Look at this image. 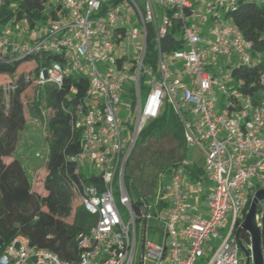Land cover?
<instances>
[{"label":"built area","instance_id":"built-area-1","mask_svg":"<svg viewBox=\"0 0 264 264\" xmlns=\"http://www.w3.org/2000/svg\"><path fill=\"white\" fill-rule=\"evenodd\" d=\"M237 2L42 0L33 23L14 16L0 28V62L57 56L41 61L39 86L89 81L68 109L81 142L69 160L84 174L75 188L94 218L78 237L75 262L18 234L0 264H255L253 236L242 224L264 189V50L256 52L229 15ZM173 29L175 40L166 41ZM149 34L155 58L147 56ZM256 66L253 79L242 76ZM168 105L182 122L186 152L198 148L205 164L185 153L133 186L132 152ZM255 216L264 264V198Z\"/></svg>","mask_w":264,"mask_h":264},{"label":"trees","instance_id":"trees-1","mask_svg":"<svg viewBox=\"0 0 264 264\" xmlns=\"http://www.w3.org/2000/svg\"><path fill=\"white\" fill-rule=\"evenodd\" d=\"M13 5L15 8H12ZM41 6L42 0H19L15 3L11 0L6 1L0 7V28L14 16L17 18L27 16L33 23L40 13ZM229 15L244 36L253 42L255 51H263L264 0H238ZM173 33L174 29L167 34L166 41L175 40ZM176 43L179 47V42ZM165 47L170 48L168 45ZM155 55V42L153 36L149 34L147 56L155 58ZM56 58V55L42 57L35 54L9 62H0V75L17 76L16 82L11 83L9 87L0 85V255L18 234H23L29 238L32 246L50 249L63 259L75 262L80 257L78 237L90 229L94 218L84 209L75 188V184L85 177L79 166L69 160L71 155L80 152L81 142L79 133L71 129L68 109L84 98L89 81L77 76L66 78L60 89L39 86L35 81V72L41 61L50 62ZM32 61L36 62L33 68L23 69L26 63ZM260 67L256 66L251 74L248 70H242L241 74L247 79L252 78ZM32 73L34 77L31 76ZM30 89L32 97L34 96L33 100L37 97L33 101L32 111L29 110L30 117L31 115L41 117L42 98L44 94L49 95L57 108L55 119L49 122V128L55 132L53 135L55 143H61L65 134L69 138L64 141L57 154L58 171L43 180L39 192L32 191V183L24 166L16 160L6 163L1 151L2 146L14 150L20 133L28 127V105L25 98ZM164 134L177 142L185 155L182 122L173 108L166 106L160 116L150 121L140 134L136 144L137 150L141 149L143 144L148 143L150 146L143 158L133 160V165L129 166L128 183L131 182L135 186L144 180H152L159 171H168L174 165L172 162L158 163L153 160L157 158L158 147L155 140ZM88 182L92 183L93 180L89 179ZM75 194L79 196L80 204L72 213ZM139 203L137 202L136 206ZM71 216L72 221L68 220ZM86 217L89 218L88 222L83 221Z\"/></svg>","mask_w":264,"mask_h":264},{"label":"rangeland","instance_id":"rangeland-1","mask_svg":"<svg viewBox=\"0 0 264 264\" xmlns=\"http://www.w3.org/2000/svg\"><path fill=\"white\" fill-rule=\"evenodd\" d=\"M36 65L35 61L28 62L24 65L23 69H30ZM28 75V74H27ZM34 77V73L31 74ZM17 76L12 75H0V85L3 87H9L11 83L16 82ZM34 97V96H33ZM31 89L26 94V102L28 105V127L20 133V137L17 143V146L13 149H10L6 146L1 147V151L3 154L4 161L6 163H11L13 161L20 162L27 173L29 181L32 183V191L39 192L41 191V186L43 184V180L56 173V157L61 148L64 141L69 139L65 134L64 139L61 143H55V134L54 130L49 128V122L56 117V105L53 99L50 98L49 95L44 94L42 98V103L40 106L41 117H33L29 115L32 111L33 100ZM32 98V99H31ZM145 99V93L143 96V101ZM30 101V102H29ZM125 103L130 104L131 100H125ZM169 106V105H168ZM31 114V113H30ZM134 113L132 115L131 121L134 122ZM157 144V158L153 160L158 163H175L178 161L183 152L180 147H178L177 142L172 141L167 135H162L158 139L155 140ZM55 146V147H53ZM150 144L141 145V149L137 150V145L132 152L131 159L129 162V166L133 165V160H139L143 158L145 152L149 148ZM186 159L189 161H194L199 165L205 164V156L199 151L198 148L190 147L186 152ZM128 166V171L129 167ZM165 182H169V179H166ZM132 197H135V194L132 193ZM117 200L119 201V196L117 195ZM80 204L79 196L77 194L74 195L72 202V213H74ZM122 215L125 221H128V212L124 208H122ZM73 217H69L68 220L72 221ZM84 222H88L89 218L86 217ZM84 225V224H83ZM139 240V250H141V241ZM245 255V254H244ZM253 264V262L251 263Z\"/></svg>","mask_w":264,"mask_h":264},{"label":"water","instance_id":"water-1","mask_svg":"<svg viewBox=\"0 0 264 264\" xmlns=\"http://www.w3.org/2000/svg\"><path fill=\"white\" fill-rule=\"evenodd\" d=\"M256 193L257 194L251 204L247 216V220L242 224V226H244L246 230L250 231L253 236V250H254L255 264H263V257L261 250V235L255 214H256L258 200L264 198V189H260Z\"/></svg>","mask_w":264,"mask_h":264}]
</instances>
